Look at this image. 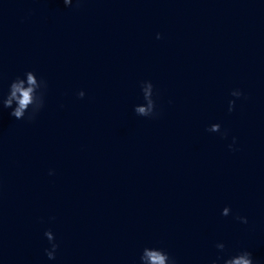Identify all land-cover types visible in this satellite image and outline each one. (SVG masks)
Returning a JSON list of instances; mask_svg holds the SVG:
<instances>
[{"label": "water", "instance_id": "1", "mask_svg": "<svg viewBox=\"0 0 264 264\" xmlns=\"http://www.w3.org/2000/svg\"><path fill=\"white\" fill-rule=\"evenodd\" d=\"M28 71L35 119L0 105V264H264V0H0V96Z\"/></svg>", "mask_w": 264, "mask_h": 264}, {"label": "clouds", "instance_id": "2", "mask_svg": "<svg viewBox=\"0 0 264 264\" xmlns=\"http://www.w3.org/2000/svg\"><path fill=\"white\" fill-rule=\"evenodd\" d=\"M66 7L72 5L73 0H63ZM79 3V0H77ZM160 35L157 34V39H160ZM47 88V84L43 79L38 80L34 72H25L23 78L16 77L9 85L8 94L6 97L0 96V105L4 109H11L10 116L16 120H24L27 118L29 122L33 121L36 115L44 107V95ZM141 91L144 99V105H138L134 108L136 115L145 118H153L155 116V101L153 99L154 89L151 82H143L141 84ZM85 93L83 91L78 93L80 99L84 98ZM243 93L239 90H233L231 96L236 99H240ZM235 108V99L230 100L228 103V111L231 113ZM27 114V117H26ZM207 131L211 133H219L221 131L219 124H214ZM226 136V133L222 134ZM235 144V138L233 139ZM230 150H235L232 146H229ZM53 173H49L52 175ZM230 209L224 208L222 215L227 217L230 215ZM237 220L241 223H247V219L244 217L236 216ZM46 239L49 242L50 248L45 249V255L49 260H54L55 254L58 249V244L55 242L54 234L51 230L44 233ZM216 248L219 252L225 251V245L223 243H217ZM223 259V257H217V261ZM139 264H176L174 258L163 249L145 247L139 257ZM216 264V261L213 262ZM223 264H253L252 254L248 251H242L235 256H230L227 259H223Z\"/></svg>", "mask_w": 264, "mask_h": 264}]
</instances>
